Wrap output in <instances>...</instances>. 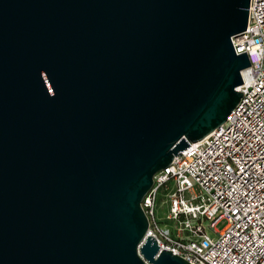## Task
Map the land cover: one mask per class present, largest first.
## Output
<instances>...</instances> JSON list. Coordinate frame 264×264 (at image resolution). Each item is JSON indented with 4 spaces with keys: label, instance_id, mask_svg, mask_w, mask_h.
I'll use <instances>...</instances> for the list:
<instances>
[{
    "label": "water",
    "instance_id": "95a60500",
    "mask_svg": "<svg viewBox=\"0 0 264 264\" xmlns=\"http://www.w3.org/2000/svg\"><path fill=\"white\" fill-rule=\"evenodd\" d=\"M249 0H0V264H188L153 177L237 106Z\"/></svg>",
    "mask_w": 264,
    "mask_h": 264
},
{
    "label": "built area",
    "instance_id": "2783aa9c",
    "mask_svg": "<svg viewBox=\"0 0 264 264\" xmlns=\"http://www.w3.org/2000/svg\"><path fill=\"white\" fill-rule=\"evenodd\" d=\"M231 43L250 63L237 88L242 98L153 177L140 204L142 243L151 236L159 252L188 264H264V0H249L246 30Z\"/></svg>",
    "mask_w": 264,
    "mask_h": 264
},
{
    "label": "rangeland",
    "instance_id": "374dc122",
    "mask_svg": "<svg viewBox=\"0 0 264 264\" xmlns=\"http://www.w3.org/2000/svg\"><path fill=\"white\" fill-rule=\"evenodd\" d=\"M164 211H165V210H162V208L159 209V210L157 211V215H158V216H162V214H163ZM225 226H226V222H225V221H221V222L217 223V225H216V229H217L218 231H222V230L225 228Z\"/></svg>",
    "mask_w": 264,
    "mask_h": 264
}]
</instances>
